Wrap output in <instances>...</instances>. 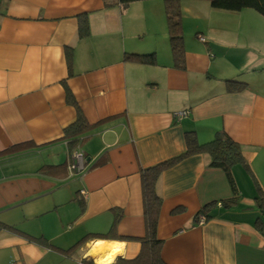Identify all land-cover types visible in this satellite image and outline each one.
Returning a JSON list of instances; mask_svg holds the SVG:
<instances>
[{"label": "crops", "instance_id": "0c3cea01", "mask_svg": "<svg viewBox=\"0 0 264 264\" xmlns=\"http://www.w3.org/2000/svg\"><path fill=\"white\" fill-rule=\"evenodd\" d=\"M179 11L182 67L162 0H0V223L23 233L0 229V264H81L105 243L135 258L145 236L141 170L183 154L187 132L200 144L224 132L244 162L230 170L235 189L205 153L161 172L162 260L264 264L254 201L264 194V17L207 0H180ZM226 81L245 87L231 92ZM178 111L188 113L176 120ZM78 114L88 129L72 147L64 129ZM75 149L79 173L69 170Z\"/></svg>", "mask_w": 264, "mask_h": 264}, {"label": "trees", "instance_id": "16d2710c", "mask_svg": "<svg viewBox=\"0 0 264 264\" xmlns=\"http://www.w3.org/2000/svg\"><path fill=\"white\" fill-rule=\"evenodd\" d=\"M120 5L123 7L130 3L143 1V0H118ZM164 4V11L167 21V30L169 36V43L171 52L174 57V61L178 67H182V33L180 28V11L179 1L180 0H162ZM211 7L216 10L238 12L243 9H253L264 17V0H207ZM87 33V23L85 19H80V28L78 31L79 36H84ZM142 65H151L154 62L153 56L151 55H129L126 57ZM228 91H240L245 85L236 81H226ZM88 125L83 117L78 114L74 123L70 124L64 129V139H67L72 147L76 146L81 140L82 135L86 133ZM185 152L175 158L164 161L152 167H148L141 170L140 181H141V196H142V208L143 218L145 224V236L138 240L140 244V251L138 255L129 260L118 258L112 264H166L161 258V248L163 241L157 237V226L161 208V198L156 193V183L163 170L172 166L174 163L179 161L181 158L195 154L205 153L210 157V166L219 168L226 173L230 185L235 189L234 181L231 176L230 170L232 166L238 163H243L244 158L242 156V149L240 145L235 143L230 137L224 132H217L214 138L207 143L200 144L195 135L192 132L185 134ZM254 201L262 212H264V194L260 192V195L254 198ZM237 202V197L222 201L225 207L233 205ZM213 204H216L213 203ZM207 205L200 212L196 214V218L203 214L205 220L209 217L206 211L209 209ZM116 217L112 229L117 222ZM0 229L9 230L12 232H19L17 229L8 227L0 223ZM19 234H23L19 232ZM91 235H87L81 241L84 242ZM92 238H102L104 235L94 234ZM30 241H36L39 243H45L42 238H33L26 236ZM65 252V251H64ZM81 264H94L91 258L84 259Z\"/></svg>", "mask_w": 264, "mask_h": 264}, {"label": "bare ground", "instance_id": "6f19581e", "mask_svg": "<svg viewBox=\"0 0 264 264\" xmlns=\"http://www.w3.org/2000/svg\"><path fill=\"white\" fill-rule=\"evenodd\" d=\"M89 253L95 264H112L121 255V246L105 243L104 247L91 249Z\"/></svg>", "mask_w": 264, "mask_h": 264}, {"label": "built area", "instance_id": "2783aa9c", "mask_svg": "<svg viewBox=\"0 0 264 264\" xmlns=\"http://www.w3.org/2000/svg\"><path fill=\"white\" fill-rule=\"evenodd\" d=\"M200 40L203 41V38L200 37ZM187 111H178L176 113L173 114V118L176 120H179L180 118L184 117L185 115H187ZM69 170L71 172H81L83 170V154L82 152L79 151V149H75L72 152L71 155V162L69 164ZM83 193V192H82ZM217 206H221V202H217L216 203ZM205 217L203 215L198 217V222L197 224L202 225L205 222Z\"/></svg>", "mask_w": 264, "mask_h": 264}, {"label": "water", "instance_id": "95a60500", "mask_svg": "<svg viewBox=\"0 0 264 264\" xmlns=\"http://www.w3.org/2000/svg\"><path fill=\"white\" fill-rule=\"evenodd\" d=\"M117 259H118V258H117ZM117 259H116V260H117Z\"/></svg>", "mask_w": 264, "mask_h": 264}]
</instances>
